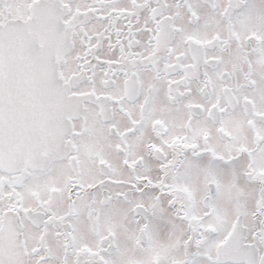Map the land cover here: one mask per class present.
Returning <instances> with one entry per match:
<instances>
[{
    "label": "snow or ice",
    "instance_id": "obj_1",
    "mask_svg": "<svg viewBox=\"0 0 264 264\" xmlns=\"http://www.w3.org/2000/svg\"><path fill=\"white\" fill-rule=\"evenodd\" d=\"M0 264H264V0H0Z\"/></svg>",
    "mask_w": 264,
    "mask_h": 264
}]
</instances>
